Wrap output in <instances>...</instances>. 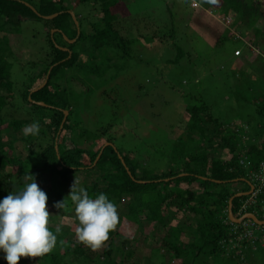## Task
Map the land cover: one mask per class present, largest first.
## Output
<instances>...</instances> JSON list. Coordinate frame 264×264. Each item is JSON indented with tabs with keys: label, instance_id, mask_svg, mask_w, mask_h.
I'll list each match as a JSON object with an SVG mask.
<instances>
[{
	"label": "trees",
	"instance_id": "16d2710c",
	"mask_svg": "<svg viewBox=\"0 0 264 264\" xmlns=\"http://www.w3.org/2000/svg\"><path fill=\"white\" fill-rule=\"evenodd\" d=\"M85 2L91 3L94 8L97 5L100 17L97 16L94 21L86 22L82 31L79 28L78 18H75L76 27L78 26L75 30L68 12L69 6ZM196 2L199 3V0ZM126 4L127 1L124 0H39L30 10L18 0H0V33L5 32V25L11 28L24 19L42 20L48 22V30L55 29L51 36L48 35V31L46 32L49 52L43 59L41 70L36 74L33 73L20 91L21 101L27 103L24 104L29 107V116L20 119L9 118L10 120L8 119L5 124L1 111L3 107L10 106L8 105L10 81L8 64L6 61H0V164L5 163L11 168L10 172L4 173L0 167V201L10 192L22 189L24 186L22 178L26 172H29L35 176L38 184L45 186L44 190L48 197L54 195V198L48 201L50 207L48 210H51L53 208L51 203L67 196L71 187L54 182L56 178L65 182L68 176L76 171L92 170L97 172L98 180L103 182V186L99 188L94 181L82 185L88 191L89 197L95 199L103 193L110 201L117 203L122 196H130V200L126 203V217L132 218L133 221L136 218L134 216L137 208L141 206L146 210L147 223H162L167 215L165 210L172 202H176L180 209L183 207L192 213L191 225L172 226L167 233L168 236L162 239V245L167 247L171 258L183 257L178 264H249L250 261H255L254 257L260 255L259 253L264 249V245H261L264 224H256L248 218L242 219L239 223L232 222L227 216V201L232 197L230 212L233 218H238L243 213H252L258 220L264 219V181L254 189V193L233 196L237 192L235 189L237 182H243L239 180L240 178L251 181L250 175L255 174L261 166L264 171V135L261 134L264 131V10L255 0H219L218 4L212 7L219 16L226 20L230 19L229 23L233 28L251 30V37L248 38V34H245L249 40L246 39L247 43L256 48L255 59L248 64L251 71L245 73L242 69H235L237 71L234 70L231 72L232 76L230 75L242 87L250 79L254 82L247 87L249 91L247 96L241 95L239 96L241 99H238L252 107V112L244 117L246 120L235 119L228 124H222L209 113L203 103L198 106H186L188 117L185 127L193 132L185 131L184 134L188 137L190 133L198 135L194 152L189 156L186 155L185 158L180 157L181 160L175 163L174 167L169 165L164 171H145L139 166V175H137L135 168H138V165L131 162L130 158L119 154L118 156V151L106 144L100 151L105 140L96 138L94 133L88 134L78 122L68 120V115L71 113L68 96L73 90L67 92L65 86H59L61 83L59 79L64 78L65 69L74 74V70L83 62V66L89 69L90 74L96 73L102 67L96 62L104 57H100L99 54L108 57L107 48L110 50L126 48L127 41H124L123 37L125 33H120L123 28H114L112 22L116 14V6L122 5L126 11ZM53 13L56 15L50 19L42 17ZM127 15L126 11L124 16ZM257 21H260V26L251 27ZM69 32L71 37L67 36ZM55 33L59 35L60 40L63 36L64 41L73 38L72 44L55 43L53 36ZM257 33L260 36L257 39L260 45L255 43L257 40L254 36ZM3 37L0 36V48L7 44L1 42ZM231 39L235 37L231 35ZM78 41L82 49L73 51L72 47L77 46ZM55 44L67 49L61 50ZM233 51L232 56L235 57ZM179 54L181 53L177 50L176 57ZM78 55L84 58L80 60ZM46 74L44 85L29 93L41 84ZM65 77H70V74ZM237 85L235 83L233 86ZM234 89L233 92L239 95L240 93L236 92L238 89ZM37 102H42L44 105H38ZM63 110L66 114L60 124ZM34 121L40 124L39 135L25 136L24 127ZM4 128L10 131L11 138L7 143L2 141L5 138ZM100 131L99 128L98 132ZM18 133L20 136L16 137ZM16 141L19 145L26 143L23 148L29 149L27 155L16 153L19 151ZM211 141L214 143L210 145ZM206 144L213 150H225L227 157L224 159V155L219 158L206 156ZM99 151L98 158L92 164ZM29 163H32V166L27 171L25 166L27 167ZM227 184L236 186L229 189L226 187ZM238 190L246 192L248 187L240 186ZM152 194L157 195L156 199H159L154 205L150 204L154 203L152 198L145 200L142 205L139 201L135 206L132 205L133 201L140 197L139 195ZM67 202L65 210L75 206L71 200ZM77 224L78 220L74 217L72 221L74 230ZM142 224L144 222L139 221L137 225L144 226ZM179 227H183L182 230L190 229V240L180 239L183 233ZM243 232H248L249 237L239 238L238 236H242ZM115 234L114 232L113 235ZM111 238L109 234V239L100 255L108 263L112 251L109 247ZM60 241H63V244ZM58 244L63 245L62 254L79 253L84 259L90 260L82 253L83 244L63 240L59 235L55 252L52 253L53 256L48 264H53L59 259ZM29 259L31 258L21 257L19 262L23 264L24 260Z\"/></svg>",
	"mask_w": 264,
	"mask_h": 264
},
{
	"label": "rangeland",
	"instance_id": "374dc122",
	"mask_svg": "<svg viewBox=\"0 0 264 264\" xmlns=\"http://www.w3.org/2000/svg\"><path fill=\"white\" fill-rule=\"evenodd\" d=\"M18 1L30 10L39 2ZM124 1H127L125 7L128 15L124 16L126 11L122 5L116 6L112 22L114 28H123L120 33H125L123 37L124 41H127L126 48L117 50L107 48L108 57L99 54L100 57H104L97 60L96 63L102 67L96 73L90 74L89 69L83 66V62L74 70V74L65 69L63 73L66 76L69 73L70 77L66 78L64 75L63 79H59L61 81L59 86H65L67 92L73 90L68 96L71 109L68 120L78 122L88 134L94 133L96 138L105 140L101 148L105 144L110 145L118 151L117 155L130 158L131 162L138 165V168H134L139 175V166L145 171H164L169 165L174 167L175 163L181 160L180 157L185 158L194 152L198 135L193 136L190 133L188 137L183 134L185 131L193 132L185 127L188 117L186 106H198L203 103L209 113L222 124H228L235 119L246 120L244 117L252 112V107L238 99H241L239 98L241 95L247 96L249 92L247 87L254 82L250 79L247 83L243 82L245 86L242 87L237 80H233L231 72L242 69L245 73H250L248 64L255 59L256 48L241 42L242 38L251 37L250 28L248 31L233 28L229 23L230 19L226 20L214 11L212 7L215 5L200 4L199 7H194L193 0ZM255 2L264 10V0ZM68 12L74 19L78 18L81 31L86 22L100 17L97 5L94 8L88 2L71 4ZM48 26V22L42 20L24 19L11 28L5 25V32L0 33V36H4L1 42H7L0 48L2 56L0 61H6L8 64L10 81L8 92L10 106L3 107L1 111L4 115V124L9 118L20 119L29 116V107L25 105L27 103L21 101L20 91L29 81V77L41 70L43 59L49 52L46 32L52 35L55 29L48 30ZM257 26H260V21L253 23L251 27ZM245 34H248L247 37ZM258 34L254 36L256 40L260 37ZM231 35L236 39L240 36L241 40L231 39ZM53 36L55 43L70 45L73 42V38L64 41L65 38L61 37L60 40L56 33ZM67 36L71 37V33H67ZM255 43L260 45L258 40ZM77 44L72 47L73 51L82 49L80 41ZM237 48L241 53L233 57L232 51ZM177 50L181 53L178 57ZM78 56L80 60L84 58ZM232 83L238 85L231 86ZM233 87L238 89L236 92H239V95L233 92L235 90ZM5 128L3 129L5 138L2 141L7 143L11 136L10 131ZM261 134L264 135V131ZM19 136L20 133L16 135ZM257 141L260 142L258 139ZM214 142L211 141L210 145ZM25 145L26 143L19 145L16 141L18 155L28 154L29 149L23 148ZM206 146V156L219 158L224 155V159L227 157L225 150H213L208 144ZM31 166L32 163L27 164L25 170L29 171ZM0 167L4 173L11 170L5 163H1ZM205 169L208 172V169ZM97 176L95 171L81 170L70 174L65 182L59 178L54 182L71 186L77 177L81 186L94 181L100 188L103 182L99 181ZM35 180L38 184V180ZM236 185L227 184L226 187L229 189L235 186L244 187L240 182ZM38 186L45 192L44 185ZM46 195L48 196L47 193ZM139 196L132 205L135 206L137 201L142 202V205L145 200L151 198L154 203L150 204L154 205L159 200L154 194ZM53 198L54 195H51L48 201ZM129 200L130 196H122L119 202H115L120 222L116 230L109 233L112 236L109 263L100 256L106 241L95 251L83 244L82 253L90 260L84 259L79 253L62 254L63 245L58 244L60 256L53 264H178L183 257L171 258L167 247L162 245V239L168 236L167 233L172 226L191 225L192 213L183 207L180 209L176 202H172L165 210L167 215L162 223H147L146 210L141 206L137 208L133 221L132 218L126 217V203ZM54 203V201L51 203L53 208L48 210L49 229L56 234L55 229L59 226L61 232L57 236L61 235L63 240L80 243L72 225L76 217L75 206L66 210L57 209ZM47 208H50L48 202ZM139 221L144 222L142 224L144 226H138ZM179 228L182 230L183 227ZM189 232L191 233L189 228L183 229V237L180 239L190 240ZM53 252L55 248L43 257L24 260L23 264H48ZM126 252L129 254L126 255ZM259 254L254 257L255 261H250L249 264H264V249ZM5 255L0 250V264H7Z\"/></svg>",
	"mask_w": 264,
	"mask_h": 264
},
{
	"label": "clouds",
	"instance_id": "9594fccd",
	"mask_svg": "<svg viewBox=\"0 0 264 264\" xmlns=\"http://www.w3.org/2000/svg\"><path fill=\"white\" fill-rule=\"evenodd\" d=\"M218 2L219 0H199L197 4L196 0H193V6L217 5ZM236 40H241V37ZM241 42L247 44L246 39L242 38ZM39 132L38 121L26 125L23 129L25 136H37ZM253 175H250L251 181L239 179L245 186H252L248 194L253 193L257 186ZM22 179L23 188L10 192L0 201V250L6 254L4 258L7 264H19L21 257L40 258L49 254L56 247L57 234L61 232L59 226L55 229L56 234L49 229L48 196L36 183L35 176L26 172ZM238 188L235 189L240 192ZM68 199L75 205V215L79 221L75 229L78 241L94 251L101 248L109 239V233L116 230L120 222L116 204L103 193L95 199L90 198L88 191L80 185L77 177L70 187L68 196L55 202L54 207L66 208ZM244 214L238 217L240 219L237 223L245 219ZM60 243L63 244V241ZM261 245H264V242Z\"/></svg>",
	"mask_w": 264,
	"mask_h": 264
},
{
	"label": "water",
	"instance_id": "95a60500",
	"mask_svg": "<svg viewBox=\"0 0 264 264\" xmlns=\"http://www.w3.org/2000/svg\"><path fill=\"white\" fill-rule=\"evenodd\" d=\"M55 15H56V13H53V14H51V15L42 16V17L45 18V19H50V18L54 17ZM70 16H71V18H72V21H73L74 25L76 26V20L74 19V16L71 15V14H70ZM76 29H77V27H76ZM50 36H51V35H50ZM63 37H64V36H63ZM64 38H65V37H64ZM59 49H61V50H65V49L62 48V47H59ZM46 77H47V74L45 75L44 80L41 82V84H40L39 86H37L36 88H34L33 90H31L29 93H31V92H33V91H35V90L41 88V87L44 85L45 81H46ZM27 98H28V97H27ZM37 104H38V105H41V106L44 105L42 102H37ZM62 113H63V117H62V119H61L60 124H61V123L63 122V120H64V117H65L66 111L63 110ZM60 124H59V126H60ZM54 148H55V145H54ZM101 149H102V148H101ZM101 149H100V151H101ZM100 151H99L98 154L96 155V157H95L94 161L92 162V164H93V163L95 162V160L98 158ZM247 185H248V184H247ZM248 189H249L248 192H245V193L237 192V193H234L233 196H239V195H241V194H248V193L251 191L252 186H251V185H248ZM231 199H232V197H230V198L228 199V201H227V216H228L229 220H231L232 222L237 223V222L239 221L240 218H233V217L231 216V212H230V202H231ZM243 217H244V218H249L252 222H254V223H256V224H259V225L264 224V220H258V219H257L252 213H245V214L243 215ZM241 218H242V217H241Z\"/></svg>",
	"mask_w": 264,
	"mask_h": 264
},
{
	"label": "built area",
	"instance_id": "2783aa9c",
	"mask_svg": "<svg viewBox=\"0 0 264 264\" xmlns=\"http://www.w3.org/2000/svg\"><path fill=\"white\" fill-rule=\"evenodd\" d=\"M253 48V47H252ZM233 55L234 56H239L240 55V50L239 49H235L233 51ZM264 172L262 171V166L260 167V169L258 170L257 174H254L253 175V180L256 182L257 186L261 185V183L264 181ZM256 186V187H257ZM255 192V190L253 191V193ZM239 238H242V237H249V233L247 232H243L242 233V236H238ZM263 242H264V234H263Z\"/></svg>",
	"mask_w": 264,
	"mask_h": 264
},
{
	"label": "crops",
	"instance_id": "0c3cea01",
	"mask_svg": "<svg viewBox=\"0 0 264 264\" xmlns=\"http://www.w3.org/2000/svg\"><path fill=\"white\" fill-rule=\"evenodd\" d=\"M183 134H184V132H183ZM194 136V135H193Z\"/></svg>",
	"mask_w": 264,
	"mask_h": 264
},
{
	"label": "flooded vegetation",
	"instance_id": "af4514ba",
	"mask_svg": "<svg viewBox=\"0 0 264 264\" xmlns=\"http://www.w3.org/2000/svg\"><path fill=\"white\" fill-rule=\"evenodd\" d=\"M63 48V47H62Z\"/></svg>",
	"mask_w": 264,
	"mask_h": 264
}]
</instances>
